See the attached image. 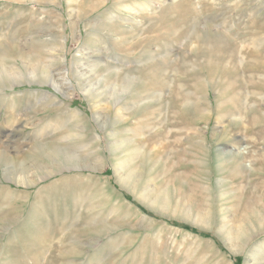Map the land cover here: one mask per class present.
Segmentation results:
<instances>
[{"label":"rangeland","instance_id":"obj_1","mask_svg":"<svg viewBox=\"0 0 264 264\" xmlns=\"http://www.w3.org/2000/svg\"><path fill=\"white\" fill-rule=\"evenodd\" d=\"M0 264H264V0H0Z\"/></svg>","mask_w":264,"mask_h":264},{"label":"bare ground","instance_id":"obj_2","mask_svg":"<svg viewBox=\"0 0 264 264\" xmlns=\"http://www.w3.org/2000/svg\"><path fill=\"white\" fill-rule=\"evenodd\" d=\"M129 8V10H134V11H139V10H136L135 8H132V7H127V9ZM138 9V8H137ZM116 16V14L112 15L109 19H114ZM112 21V20H110ZM48 75V74H47ZM56 83V82H55ZM55 83H51L52 87H54L56 90H59V87L55 84ZM58 84V83H57ZM45 146V145H44ZM43 147V146H42ZM105 189H108V188H105ZM11 193V192H10ZM108 197L111 199V201L115 204H121V203H125L124 199H120V200H117L115 197H114V192L111 191L108 193ZM20 196V195H19ZM18 196V197H19ZM88 200V199H87ZM26 203V202H25ZM126 204V203H125ZM129 209H132L130 206H129ZM248 239V238H246Z\"/></svg>","mask_w":264,"mask_h":264}]
</instances>
